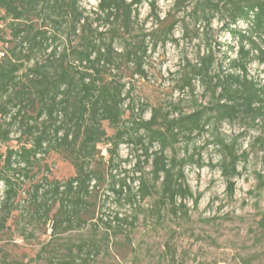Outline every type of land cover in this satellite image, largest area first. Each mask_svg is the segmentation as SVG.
Masks as SVG:
<instances>
[{
	"label": "trees",
	"instance_id": "obj_1",
	"mask_svg": "<svg viewBox=\"0 0 264 264\" xmlns=\"http://www.w3.org/2000/svg\"><path fill=\"white\" fill-rule=\"evenodd\" d=\"M143 1H148L157 26L148 32L141 30L138 38L131 41L127 37ZM78 2L0 0V38L9 43L5 52L0 51V147L13 138L19 144L16 148L6 145L3 152L0 150V185L3 186L0 229L6 228L20 184L26 177L34 176L33 167L51 150L72 165L73 174L65 179L42 175L34 182L27 205L31 207L30 214L51 221L53 233L58 226L69 229L83 222L81 215L88 209L89 197L105 180V165L110 169L118 166L119 145L125 141L141 150L133 164V171L139 175L132 178L138 181L132 191L125 177L115 180L110 174V189L119 201L124 198L132 203L136 197L144 199L156 192L158 215L165 206L174 215L185 214V200L191 198L196 205L199 199V195L193 196L183 171L191 156L178 158L173 152L168 156L165 150L173 151L180 139L190 140L207 131L219 155L212 166L218 168L231 194L234 178L240 175L238 162L247 155V150L240 148L239 137L256 128L258 134L250 145L264 149V0H174L162 18L156 0H98L96 17L109 24L103 31L91 27L90 16L84 14ZM188 2H193L189 13L197 20L203 19L208 24L215 13L225 18V29L236 37L235 56L229 58L227 68L220 66L216 71L212 51L200 56L196 63H187L182 67L177 87H187L192 92L193 80L200 79L203 95L208 97L206 104L197 103L192 111L180 110L172 117L169 111L161 114V109L154 107L148 119L134 118L130 125L132 132L128 133L120 122L130 88L125 90L126 83L115 75L106 78V71L119 69L122 62H127L133 64L132 74L145 76L146 37L154 44L172 39L179 22L176 13L184 10ZM67 16H71L66 33L68 43L58 50L59 27ZM34 18H40L43 26L49 21L54 30L37 27ZM239 23H245L246 27ZM78 24L81 34L76 32ZM6 29L9 40L4 39ZM69 35L78 40L71 41ZM116 39L123 40L120 52L114 48ZM41 52L44 58L26 64ZM252 61L261 65L263 77L250 75ZM129 107L133 109L132 102ZM104 121L116 129L114 134L106 132ZM234 121L244 127L241 133L227 137L219 131L221 122ZM14 131L18 134L12 137ZM100 143L105 146L106 160L98 148ZM154 143L158 149L151 150ZM144 164L150 165V177L144 175ZM54 204L57 209L50 216ZM114 219L120 222L119 227L127 222L126 217L118 215ZM259 224L264 229V210ZM78 250H82L81 245ZM63 256L57 264H75L71 249L67 248ZM51 263L49 259L48 264Z\"/></svg>",
	"mask_w": 264,
	"mask_h": 264
},
{
	"label": "rangeland",
	"instance_id": "obj_2",
	"mask_svg": "<svg viewBox=\"0 0 264 264\" xmlns=\"http://www.w3.org/2000/svg\"><path fill=\"white\" fill-rule=\"evenodd\" d=\"M173 1L156 0L161 18L171 8ZM97 3L98 0H79L78 5L85 10V15L90 16L91 27L103 31L109 24L97 19L94 12ZM185 6L184 10L182 8L176 13L179 22L173 30L172 39L154 44V41L146 37L147 51L143 59L145 76L132 74L133 64L127 62H122L119 69L106 71V78L115 75L126 83L125 90L130 88L120 122L121 127H127L128 133L132 132V120L139 116L148 119L154 107H159L161 114L169 111V117H172L180 110L192 111L197 103L206 104L208 97L203 95L200 79L193 80L192 92L187 87H177L182 67L187 63H196L200 56L212 51L215 57L213 70L216 71L220 66L222 69L227 68L229 58L235 56L236 37H232L225 29V18L220 13H215L207 24L189 13L193 2ZM138 12L133 30L127 37L131 41L138 38L141 30L148 32L157 26L151 16L148 1L138 6ZM70 18L67 16L59 27L61 37L56 41L58 50L68 43L66 33L69 31ZM34 21L37 27L54 30L49 21L45 26L40 18H34ZM239 24L242 28L246 27L245 23ZM81 30V24H78L77 34H81ZM3 34L5 40L10 39L8 29ZM69 36L71 41L78 40ZM8 44L0 38V51L5 52ZM122 45L123 40H115V50L120 52ZM44 56L42 52L37 53L26 64L29 66L34 59ZM260 70L261 65L256 61L250 63V75L263 77ZM131 102L134 106L132 110L129 107ZM141 108L144 109L142 113ZM103 127L108 134L115 133L116 129L106 121ZM218 129L229 137L241 133L244 127L234 121L221 122ZM16 132L12 133V137L18 134ZM142 132L139 130V133ZM257 134L258 130L251 128L238 139L240 148L246 149L247 155L238 162L240 175L234 178L235 185L231 194L218 168L212 166L219 155L211 143L210 131L194 135L190 140L180 139L173 151L167 148L165 153L168 156L172 152L178 158L191 156V160L183 166L185 181L193 196L199 195L196 205L191 198H187L186 213L179 212L176 215L166 206L161 208L159 215L156 213V192L144 199L136 197L132 203L124 198L119 201L113 194L110 189L111 175H114L115 180L125 177L132 191H135L138 184L137 179L132 180L139 175L133 171V164L141 150L125 141L119 145L116 160L118 166L110 169L105 165V180L99 184L97 192L89 197L88 209L81 215L83 222L69 229L58 226L54 233L50 230L51 221L30 214L31 207L27 205L33 184L42 175L65 179L73 174L72 165L57 151L51 150L38 166L33 167L34 176L26 177L20 184L6 228L0 229V264H48L49 259L52 260L51 264H57L67 248L73 251L75 264H264V229L259 224L264 210V149L250 145ZM6 145L16 148L19 144L13 138ZM6 145L0 147L2 152ZM104 147L98 144L106 160ZM156 149L158 145L154 143L151 150ZM149 170L150 165L144 164L146 177H150ZM2 189L0 185V191ZM56 209L57 204H54L49 215L52 216ZM115 215L126 217L127 222L117 226L120 222L115 221ZM78 245H81V251Z\"/></svg>",
	"mask_w": 264,
	"mask_h": 264
},
{
	"label": "built area",
	"instance_id": "obj_3",
	"mask_svg": "<svg viewBox=\"0 0 264 264\" xmlns=\"http://www.w3.org/2000/svg\"><path fill=\"white\" fill-rule=\"evenodd\" d=\"M2 53L0 52V55H1Z\"/></svg>",
	"mask_w": 264,
	"mask_h": 264
}]
</instances>
